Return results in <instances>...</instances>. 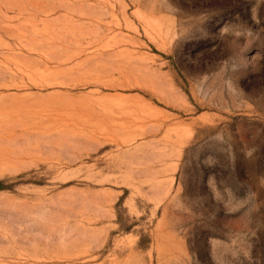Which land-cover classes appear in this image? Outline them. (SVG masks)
Returning a JSON list of instances; mask_svg holds the SVG:
<instances>
[{
	"label": "rangeland",
	"instance_id": "obj_1",
	"mask_svg": "<svg viewBox=\"0 0 264 264\" xmlns=\"http://www.w3.org/2000/svg\"><path fill=\"white\" fill-rule=\"evenodd\" d=\"M0 264H264V0H0Z\"/></svg>",
	"mask_w": 264,
	"mask_h": 264
}]
</instances>
